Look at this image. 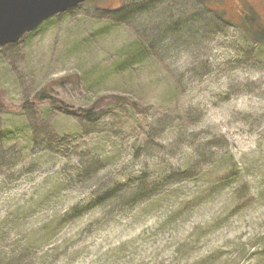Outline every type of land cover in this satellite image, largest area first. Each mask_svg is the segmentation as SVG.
I'll list each match as a JSON object with an SVG mask.
<instances>
[{"label":"rangeland","instance_id":"1","mask_svg":"<svg viewBox=\"0 0 264 264\" xmlns=\"http://www.w3.org/2000/svg\"><path fill=\"white\" fill-rule=\"evenodd\" d=\"M262 23L264 0H86L0 46V264H264Z\"/></svg>","mask_w":264,"mask_h":264},{"label":"trees","instance_id":"2","mask_svg":"<svg viewBox=\"0 0 264 264\" xmlns=\"http://www.w3.org/2000/svg\"><path fill=\"white\" fill-rule=\"evenodd\" d=\"M246 8V7H245ZM244 9V8H243ZM247 14H245L246 16H248V12H246ZM255 32L253 33V37H254V41L256 43H260L263 44L264 46V23L262 24H257L255 25ZM116 98V97H113ZM55 101V100H53ZM114 101V100H113ZM125 102V101H124ZM54 105H56V107H58V109L60 111H63L64 113L68 114V113H72L73 115H80L83 116L85 119H87L88 121L91 122H95L97 120V116L99 115L98 112H96L95 107H91L88 109H82V108H77L76 110H73V108H71L72 106H69L67 104H64L60 101L58 102H54L52 103ZM148 173H150V171H148ZM146 178L144 179L145 176H141L143 179V182H147L146 180L148 179H159L162 177H157L154 174V178H149L148 174ZM158 174V173H157ZM168 179H170V177H166ZM142 183V185H144ZM133 184H131V182H127V183H123L122 186H113L112 188H106L104 189V191H95L92 193V196L87 199L86 201H84V204L81 202L75 203L73 205H71L69 208H65L68 210L71 209H83L82 211L79 212H71V211H67V210H62L63 212L60 214H57V212L52 208V213L49 214L41 223L43 225L42 229L40 227V232H42V234L40 233L39 238H41L43 241L44 239H48V235H51V237H54L59 229L64 226L66 223L71 222L72 220L82 217L84 214L91 212L92 209H95L97 206H99L100 204H106L107 202H111L113 200H123V196L131 189L134 190L132 187ZM141 184L139 185V187L136 188V192L134 194V198L132 199L133 195L130 197V201H128L129 203H131L132 205H134L137 202L143 201L144 198H146V196H144V191L146 190L147 184L145 186V188H143ZM124 202V201H123ZM129 203H125L123 205V203L121 202V206L119 207L120 211H123L124 209H126L127 207H125L126 205H128ZM40 224V225H41ZM36 237L34 236L35 240ZM31 242H26V245L23 247L24 249H26L27 247H31ZM68 251V250H67ZM67 253V252H66ZM56 257V255H55ZM36 264H43L42 263V259L40 260V262H36Z\"/></svg>","mask_w":264,"mask_h":264},{"label":"water","instance_id":"3","mask_svg":"<svg viewBox=\"0 0 264 264\" xmlns=\"http://www.w3.org/2000/svg\"><path fill=\"white\" fill-rule=\"evenodd\" d=\"M86 0H0V46L13 44L45 20Z\"/></svg>","mask_w":264,"mask_h":264},{"label":"snow or ice","instance_id":"4","mask_svg":"<svg viewBox=\"0 0 264 264\" xmlns=\"http://www.w3.org/2000/svg\"><path fill=\"white\" fill-rule=\"evenodd\" d=\"M65 210L71 211V212H79V211H82L83 209H71V210L65 209Z\"/></svg>","mask_w":264,"mask_h":264}]
</instances>
